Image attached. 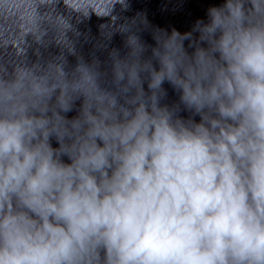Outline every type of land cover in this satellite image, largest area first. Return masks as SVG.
<instances>
[{"label": "clouds", "instance_id": "9594fccd", "mask_svg": "<svg viewBox=\"0 0 264 264\" xmlns=\"http://www.w3.org/2000/svg\"><path fill=\"white\" fill-rule=\"evenodd\" d=\"M0 264H264V0H0Z\"/></svg>", "mask_w": 264, "mask_h": 264}]
</instances>
